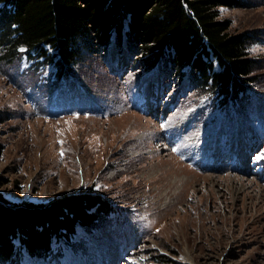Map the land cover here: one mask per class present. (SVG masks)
Returning a JSON list of instances; mask_svg holds the SVG:
<instances>
[{
    "label": "rangeland",
    "instance_id": "rangeland-1",
    "mask_svg": "<svg viewBox=\"0 0 264 264\" xmlns=\"http://www.w3.org/2000/svg\"><path fill=\"white\" fill-rule=\"evenodd\" d=\"M215 10L228 33L245 36L255 62L247 88L227 98L200 88L190 66L182 75L168 60L147 67L127 15L120 42L112 31L108 48L85 51L63 76L50 44L45 53L20 45L12 55L0 44V193L8 205L95 194L112 207L90 226L52 235L42 255L13 236L0 264H64L66 254L88 264H159L160 255L264 264V0Z\"/></svg>",
    "mask_w": 264,
    "mask_h": 264
},
{
    "label": "trees",
    "instance_id": "trees-1",
    "mask_svg": "<svg viewBox=\"0 0 264 264\" xmlns=\"http://www.w3.org/2000/svg\"><path fill=\"white\" fill-rule=\"evenodd\" d=\"M0 2L4 4L0 8L1 50L12 55L18 46L25 45L45 53L44 44H50L59 54V76L69 72L85 51L108 48L112 31L120 42L125 15L130 41L141 50L147 67L157 60H168L182 75L183 68L190 66L200 88H217L225 98L245 90L254 76L255 62L248 57L245 36L228 33V22L216 19V6L237 5V0ZM210 55L219 62L220 71L214 70ZM111 208L110 201L95 194L62 196L40 205L26 201L10 207L0 193V262L11 257L13 236H21L32 254L42 255L52 235L73 232L77 222L90 226ZM159 262L180 264L165 255H160Z\"/></svg>",
    "mask_w": 264,
    "mask_h": 264
},
{
    "label": "bare ground",
    "instance_id": "bare-ground-1",
    "mask_svg": "<svg viewBox=\"0 0 264 264\" xmlns=\"http://www.w3.org/2000/svg\"><path fill=\"white\" fill-rule=\"evenodd\" d=\"M62 260L64 264H88L89 263L87 259H80L74 254H66V256Z\"/></svg>",
    "mask_w": 264,
    "mask_h": 264
},
{
    "label": "snow or ice",
    "instance_id": "snow-or-ice-1",
    "mask_svg": "<svg viewBox=\"0 0 264 264\" xmlns=\"http://www.w3.org/2000/svg\"><path fill=\"white\" fill-rule=\"evenodd\" d=\"M257 159H264V152H262L258 157Z\"/></svg>",
    "mask_w": 264,
    "mask_h": 264
}]
</instances>
